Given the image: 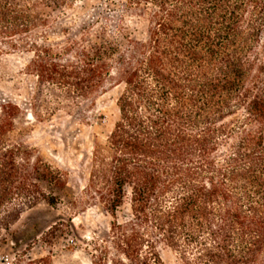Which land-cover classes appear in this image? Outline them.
<instances>
[{"label":"trees","instance_id":"obj_1","mask_svg":"<svg viewBox=\"0 0 264 264\" xmlns=\"http://www.w3.org/2000/svg\"><path fill=\"white\" fill-rule=\"evenodd\" d=\"M68 7L0 0V53H30L24 70L37 85L76 97L120 87L83 189L111 218L87 243L90 264H164L161 244L181 264H264V0H125L146 22L141 38L123 16L54 31ZM22 113L0 102V245L25 210L55 207L68 181L24 142ZM24 255L14 264H53Z\"/></svg>","mask_w":264,"mask_h":264},{"label":"rangeland","instance_id":"obj_2","mask_svg":"<svg viewBox=\"0 0 264 264\" xmlns=\"http://www.w3.org/2000/svg\"><path fill=\"white\" fill-rule=\"evenodd\" d=\"M55 14L59 18L54 31L73 30L84 22L111 28L123 16L132 37L141 38L145 33L146 22L127 11L125 0H71V7ZM111 34L117 44H124L120 32ZM51 37L60 39L61 34ZM30 56L21 51L0 53V102L9 100L21 108L23 113L16 122L18 133L46 161L65 170L68 181L55 207L41 202L21 214L12 226L14 237L0 245V264H14L17 254H25L22 260L50 255L53 264H90L87 243L107 231L111 218L100 205L89 203L83 189L92 142L103 140L112 128L120 87L108 86L86 99L56 86L37 85L24 70ZM127 213L125 204L119 218ZM53 226L54 235H46ZM158 251L164 264H181L169 247L161 244Z\"/></svg>","mask_w":264,"mask_h":264}]
</instances>
